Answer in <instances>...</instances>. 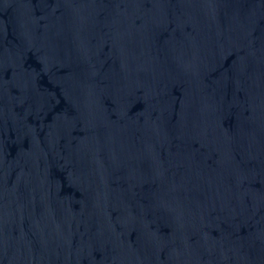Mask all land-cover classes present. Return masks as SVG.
<instances>
[{
    "label": "water",
    "instance_id": "95a60500",
    "mask_svg": "<svg viewBox=\"0 0 264 264\" xmlns=\"http://www.w3.org/2000/svg\"><path fill=\"white\" fill-rule=\"evenodd\" d=\"M0 264H264V0H0Z\"/></svg>",
    "mask_w": 264,
    "mask_h": 264
}]
</instances>
